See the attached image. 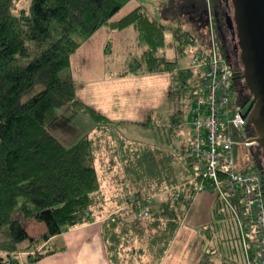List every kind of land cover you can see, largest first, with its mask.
Instances as JSON below:
<instances>
[{"label":"trees","instance_id":"obj_1","mask_svg":"<svg viewBox=\"0 0 264 264\" xmlns=\"http://www.w3.org/2000/svg\"><path fill=\"white\" fill-rule=\"evenodd\" d=\"M16 1L0 0V264L17 263L11 254L24 241L32 248L45 243L26 256V262L33 264L56 251L46 245L49 238L101 217V237L110 263L160 264L187 203L196 194L198 179L187 152L188 138L183 140L172 124L164 125L149 113L138 125L157 132L162 127L164 140L150 144L126 139L118 133L117 124L76 99L70 56L100 28L122 30L132 25L144 49L118 75L138 69L140 73L172 70L163 54L167 27L141 6L112 22L129 0H29L26 8H17ZM187 5L202 11L205 1L193 0ZM213 32L218 52L226 58L223 32L218 27ZM194 37L177 32L176 53L184 55ZM242 75L243 70L237 71L233 78L236 105L241 103V90H247ZM200 82L199 73L190 68L174 71L172 95L178 98L188 92L193 101ZM36 86L39 89L34 90ZM62 108L87 115L93 123L92 136L85 133L68 145L60 141L49 125ZM257 135L249 119L248 136ZM104 138L116 142L107 170L115 163L121 170L120 190L110 197L103 192L96 166ZM257 148L258 155L242 171L259 168L264 173L263 148L259 144ZM146 199L150 203L156 199L155 205L147 206V217L138 218L137 204ZM130 201L127 211L117 210ZM108 202L111 205L106 208ZM215 210L214 203L215 220L230 218L227 211L218 217ZM15 214L42 223L44 232L30 237ZM236 249L238 244L228 245V254L217 258L216 250L210 248L200 264H235L231 254Z\"/></svg>","mask_w":264,"mask_h":264},{"label":"crops","instance_id":"obj_2","mask_svg":"<svg viewBox=\"0 0 264 264\" xmlns=\"http://www.w3.org/2000/svg\"><path fill=\"white\" fill-rule=\"evenodd\" d=\"M132 1L129 0L128 3ZM137 6L140 5L125 10H122V7L113 16L112 22ZM168 44L172 51H175L173 43ZM189 46L197 47L192 44ZM189 46H186V49ZM143 49L142 39L132 25L122 30L103 27L70 56V68L76 82V99L117 124L116 128L125 132L151 130L150 127L138 125L147 119L149 113H153L156 120L160 121L164 120L165 115L171 122L179 119L173 114L171 74L182 69L181 67L174 65L172 70L156 73H140L138 69L123 76L118 75V72L128 69L126 61L133 56L139 57ZM118 51L123 54L119 59L123 65L119 68L116 64ZM123 207L124 205L117 210ZM213 208L214 196L211 192L201 191L192 197L160 264H200L203 255L210 250V234L214 232ZM102 219L103 217L52 236L46 245L57 248L56 251L42 256L33 264H112L104 252L101 237ZM23 225L30 237H37L45 230L40 225L31 224L28 231L24 223ZM28 244L27 241L22 242L16 252L11 254L17 263H11L9 260L6 264H28L26 256L39 250L45 243L36 248L28 247Z\"/></svg>","mask_w":264,"mask_h":264},{"label":"built area","instance_id":"obj_3","mask_svg":"<svg viewBox=\"0 0 264 264\" xmlns=\"http://www.w3.org/2000/svg\"><path fill=\"white\" fill-rule=\"evenodd\" d=\"M208 36L205 47L185 51L190 60L188 68L201 79L191 118L183 123L189 129L187 152L198 179L196 193L211 192L216 215L222 217L227 211L234 221L241 264H264V173L259 168L235 169L238 148L258 145L256 137L248 136L249 118L242 117L245 110L236 105L233 96L234 75L242 70L230 66L219 54L212 29ZM130 203L122 209L127 211ZM149 204V199L137 204L138 218L148 216Z\"/></svg>","mask_w":264,"mask_h":264},{"label":"rangeland","instance_id":"obj_4","mask_svg":"<svg viewBox=\"0 0 264 264\" xmlns=\"http://www.w3.org/2000/svg\"><path fill=\"white\" fill-rule=\"evenodd\" d=\"M193 2V0H133L132 3L126 4L122 10L134 7L135 5H140L143 9L146 10L148 15L160 23L164 24L168 31H166V46L164 50L165 58L172 63V67L175 65L177 67L188 68L190 66V60L187 58V55H178L175 51L170 48L168 42H172L173 46L177 43L174 40V35L178 32L181 34L186 31L191 35L195 36L194 38V46L204 47L207 44L209 29H214L217 25L221 31H223L224 38L226 43L229 42L230 52L226 54V61L233 68H239L243 70V65L240 59V45L238 43V35L239 28L238 22L236 19L235 11L236 7L232 0H204L205 8L200 11L199 7H194L191 5L190 7L187 5L188 3ZM138 3V4H135ZM29 0H17L16 7L17 8H26L28 6ZM121 10V11H122ZM226 20L228 21L229 26L226 24ZM226 28H225V27ZM218 27V28H219ZM193 49L194 47H188ZM118 60H116L117 67H121L123 62L119 60L123 54L119 51L116 53ZM134 57V56H133ZM132 58V57H131ZM131 60V59H130ZM176 60V62H175ZM129 59L126 61L127 64L131 62ZM39 89V86H36L34 90ZM26 96H24V99ZM171 99L174 100V108L173 114L177 115L179 119H176L179 126L175 127L178 134L185 140L184 138H188L189 129L183 125L185 120H190L191 118V109L193 106V101L189 97V93L186 92L182 94L180 97H175L172 95L171 88ZM164 120L160 121V123L173 124L168 120L167 115ZM182 116V117H180ZM160 125V124H159ZM166 128V127H165ZM49 129L51 132L60 139L66 145L71 144L77 138L82 136L85 133H89L92 136V121L89 119L87 115H84L79 112H74L67 108H62L58 111V115L56 118L50 123ZM156 130V129H155ZM164 130L162 127L160 132L154 130H135V131H123L117 129L118 133L124 136L126 139L131 141H140L146 142L150 144H160L161 141L164 140ZM104 142L100 143L99 151L97 152L96 166L102 181V189L104 194L107 196H113L117 190H120V177L121 170L118 163L112 165L109 170H107L110 163V158L112 156V146L115 145L111 138H104ZM258 155V148L256 146L250 147H239L237 150V154L235 157V169L240 170L245 167H249L252 164L254 157ZM153 200V199H152ZM151 201V206L155 205V201ZM112 203V201L110 202ZM108 202L106 208L110 207ZM15 217L22 221L26 228L29 231V227L35 225H40L44 228L42 223H38L33 219H24L20 214H15ZM214 218L212 216V222H214ZM216 224H212L213 228V238L210 240L209 248L216 250L214 255L217 258H220L222 255H227L228 250L227 246L230 245L234 247L237 243H235V236L237 233L236 225L233 220L226 219L224 220L216 219ZM37 230V227H35ZM33 228V230L35 229ZM33 230H31L33 232ZM35 230V231H36ZM35 233V232H33ZM208 244V243H207ZM227 244V246H226ZM237 250V249H236ZM232 257L235 259V264H241V254L239 250L237 252H232Z\"/></svg>","mask_w":264,"mask_h":264},{"label":"water","instance_id":"obj_5","mask_svg":"<svg viewBox=\"0 0 264 264\" xmlns=\"http://www.w3.org/2000/svg\"><path fill=\"white\" fill-rule=\"evenodd\" d=\"M238 22L243 77L251 100L242 113L255 124L264 158V0H232Z\"/></svg>","mask_w":264,"mask_h":264},{"label":"flooded vegetation","instance_id":"obj_6","mask_svg":"<svg viewBox=\"0 0 264 264\" xmlns=\"http://www.w3.org/2000/svg\"><path fill=\"white\" fill-rule=\"evenodd\" d=\"M226 24H227V26H229V24H228V21L226 20ZM217 27H219L218 25H217ZM225 27V26H224ZM221 27H219V29H220ZM226 28V27H225ZM223 32V31H222ZM225 42H226V40H225ZM226 45H227V52H230V54L232 55V52L230 51L231 49H230V47H229V42H228V44L226 43ZM248 91V89L246 90L245 88H243L242 90H241V96L239 97L240 98V106L241 107H243V109L245 110L246 108H247V106H246V104H245V102H246V100L249 98V93L247 92ZM247 117L249 118V114L247 115Z\"/></svg>","mask_w":264,"mask_h":264}]
</instances>
